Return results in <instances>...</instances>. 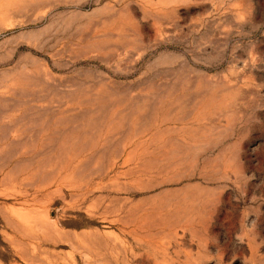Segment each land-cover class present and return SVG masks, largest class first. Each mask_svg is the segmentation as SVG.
<instances>
[{"label": "rangeland", "instance_id": "374dc122", "mask_svg": "<svg viewBox=\"0 0 264 264\" xmlns=\"http://www.w3.org/2000/svg\"><path fill=\"white\" fill-rule=\"evenodd\" d=\"M0 264H264V0H0Z\"/></svg>", "mask_w": 264, "mask_h": 264}]
</instances>
